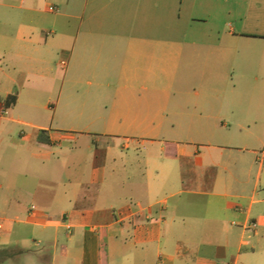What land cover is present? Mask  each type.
Segmentation results:
<instances>
[{"label":"crops","instance_id":"crops-1","mask_svg":"<svg viewBox=\"0 0 264 264\" xmlns=\"http://www.w3.org/2000/svg\"><path fill=\"white\" fill-rule=\"evenodd\" d=\"M3 109L0 264H264V0H0Z\"/></svg>","mask_w":264,"mask_h":264},{"label":"built area","instance_id":"built-area-1","mask_svg":"<svg viewBox=\"0 0 264 264\" xmlns=\"http://www.w3.org/2000/svg\"><path fill=\"white\" fill-rule=\"evenodd\" d=\"M7 115V110L6 109H3L1 112H0V116L1 117H4V116H6ZM35 208H32V211H35L34 210ZM251 227L252 228H255L256 227V224L253 222V223H251ZM2 228H3V224H2V222L0 221V231L2 230Z\"/></svg>","mask_w":264,"mask_h":264},{"label":"trees","instance_id":"trees-1","mask_svg":"<svg viewBox=\"0 0 264 264\" xmlns=\"http://www.w3.org/2000/svg\"><path fill=\"white\" fill-rule=\"evenodd\" d=\"M15 100H16V98H15L14 95L9 96V97L7 98V100H6V105H7L8 107L11 106V105H13V104L15 103Z\"/></svg>","mask_w":264,"mask_h":264},{"label":"rangeland","instance_id":"rangeland-1","mask_svg":"<svg viewBox=\"0 0 264 264\" xmlns=\"http://www.w3.org/2000/svg\"><path fill=\"white\" fill-rule=\"evenodd\" d=\"M168 128L164 127L163 130H167Z\"/></svg>","mask_w":264,"mask_h":264}]
</instances>
